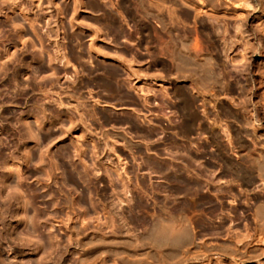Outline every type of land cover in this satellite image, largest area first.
<instances>
[{
    "label": "bare ground",
    "instance_id": "6f19581e",
    "mask_svg": "<svg viewBox=\"0 0 264 264\" xmlns=\"http://www.w3.org/2000/svg\"><path fill=\"white\" fill-rule=\"evenodd\" d=\"M13 5L15 7L14 9H17L19 13L25 18V21H27L29 26L32 27L33 22L36 23L35 21H42L46 26V40L49 43V48L47 49L46 55L47 66L51 70L50 75H54V77L57 76L55 77L57 79L60 76L59 74L66 76V83L68 82V85L65 86V90L63 92L65 94H68L69 97L71 96L70 98H72V96L75 97V101L77 104L74 103L75 101L73 103L70 102V104H74V109L72 110H76L79 115H77V113L76 115H72V111H70V109L66 107L67 104L64 103L59 97L53 98L49 96L48 91L49 86L51 85L48 84H45L43 88H36L39 91L40 100L44 101L43 103H40L41 101L38 102V104L40 103V107L38 106V108H41L45 113L52 112L49 110V108L47 109V107H45V103L54 104L55 108L58 111L61 108L64 110L66 108L65 112L66 117L69 120V125L67 127L68 129L66 128L65 130H62V132L63 135L65 132L67 133V138L70 139L74 147L76 144H78V140H74L76 135L73 136V134H71V130L74 128V126H76L74 125V123L77 124L78 121L76 120L79 119L78 117L81 118L85 114L88 116H92V114L96 113L93 108L98 100L96 101V99H94L92 101V99L90 98L89 100H91L92 104H89L88 102L83 101V95L80 94V91L85 86H96L97 89L100 88L102 91H104L108 97L116 98H126V96L128 97L129 94L127 89H133L136 92L137 96L142 99L140 100L138 98L137 101L140 100L141 104L144 105L153 103L152 106H155L153 102L155 100L153 98L150 101L149 96L151 95L148 96V94L151 93L150 91L152 90V88H154V91H158L160 89V94H162L161 91H163L164 93V90L166 88H172L174 91L172 94L175 93V96H177L179 100V103L176 102L178 108L180 110L187 108V112H189V110L193 111V107H190L191 100H193L190 97L193 96L192 94L190 97L188 96L191 100L187 98L188 94L186 93L188 92L186 91L185 93V90L189 88L191 89H188L189 91L194 90L196 91V94H200L201 98L198 96L197 97L198 99H200L199 101H201V106L198 107L199 109H201L202 107L201 111L202 115L204 114L203 117L198 116L199 113L196 111V109L194 111H196L198 114L192 111L188 114H185L183 111V113L188 117L186 116V119L183 118V130L178 128L181 133L182 131L191 133V137L188 136V133V135H185V133H183V137L187 136L195 143H192L194 144L195 150H192L190 146L187 147L185 144H178L173 151L171 150L173 153L172 156V153L170 154L171 158L173 159L172 163H169L170 161H166L165 157V164L162 163L163 165H161L160 163V165L154 167V169H156L155 172L158 171L159 174L164 178L163 181H166V186L168 185V188H165L164 190L165 192H168L167 196L169 195V193H171L173 201V211H169V208L171 207L170 205H172V203L170 201H167L166 198V200L163 198L165 201L159 205V210L162 213L160 218L164 222L159 230V243L157 245V243H153L151 239H147L148 242L146 241V245L147 249L149 250L148 252L147 250H144L146 248V245H144V243L142 242L143 245H141L145 247H143L145 255L147 256L149 254L148 257L151 258L160 257L162 260L160 259L159 263L161 264H264V224H261L264 222V220L259 222L260 218L264 216V121L262 122L258 117L253 118L250 116L246 118L235 117L231 120L224 119V116L223 118H220L222 116H214L215 118H213L212 112V118H210L207 115L209 114V111L206 107V105H215V101L221 96L220 95L218 97L219 92H221V94H224V92L227 91L228 93L234 91V89H236L237 87H239L240 89L246 87L247 84L245 82V77L248 71V68L246 67L247 64L244 65V67L242 63V65H235L236 62H233L234 65L230 66L233 69L231 71L234 72V74L237 73L236 77H233L231 75H228V67L225 66V64L221 65L219 63L211 62V60H216L215 57H217L218 60V56L221 55L220 57H224L225 62L227 61L229 63H232L231 60H228L231 57L230 54L234 53L233 51H237L236 56L239 55V57L245 58L246 60H249L250 55H253L254 57H257L259 55V52H261L264 48L263 43L260 42V45L258 42V39L260 37H264V0H13ZM30 7L34 8L33 10L37 11V14L35 13L36 15L34 17L28 14L29 9V12L33 11ZM1 10L2 9L0 6V13ZM111 10H114V12H116V16L112 14L113 12ZM38 11L40 12L38 13ZM129 22L132 23V26L129 24ZM228 28H231L232 31L228 30ZM227 32H229L230 34H227ZM108 48H110V50ZM11 55V53L9 55H7L6 53L3 56H5L4 58H9ZM37 56L36 58L38 60H41L40 55L38 54ZM92 57L97 58V61L98 59H100L99 61L102 62H98L95 64L94 62H96V59L94 58L95 61L92 63ZM239 57L238 59H240ZM88 62H90L91 64ZM2 64L3 63H0L1 66ZM85 64L90 65L87 66ZM146 65L149 67V70H154V72H151L152 74L150 73L154 77L148 78V75L145 76L143 74V70ZM1 66L0 70L4 67ZM147 66L145 67L146 69ZM5 69L6 68L2 69L3 72L0 71L3 76H0V97L2 89L5 87L8 88L7 91L12 89L13 93L16 94L19 91L17 90L18 88H16L17 85L12 84V81H15L16 79L18 80V78L13 73L12 75L10 74L11 76L8 75V77L6 73L9 70ZM155 70H161L159 72H162L163 74L159 75L160 73L157 71L155 72ZM153 73H157L156 76ZM82 74L86 75L85 79L88 78L89 81H85V79L83 80L82 76L84 77V75ZM79 75L82 76L79 77ZM227 77H230V79ZM50 79L49 81L51 82L53 79ZM23 85L25 88L26 85ZM27 86L29 87V84H27ZM145 89L147 91L144 92ZM34 91L35 90L31 88L29 89V91H25L23 94L31 92L34 96L38 95ZM156 91L152 94L153 97H156ZM90 92L88 93L91 94ZM164 95L166 97L169 94H163L162 96ZM224 96H226V93L224 94ZM159 97L161 98V95ZM194 97L196 98L195 95ZM238 98L241 99L244 97L240 96ZM72 99L74 100V98ZM158 99L156 98L155 103L158 101ZM173 100L175 101L176 98ZM217 102L219 104V101ZM2 104L3 103L0 100V108L3 106ZM17 104L18 103L15 102V105ZM24 104L26 105L27 102H25ZM195 104L193 103V105H191L194 106ZM197 104L200 105V103ZM35 107L36 105L33 108ZM226 110L227 109H225L224 111ZM16 112V108L15 110L14 108H10L9 110L0 111V145L2 147L5 146L6 148H8V151L11 152V154H15L17 158L16 161H13L12 158H9L8 161L11 162V164L9 165L5 162V164L1 167L3 168L2 172L4 174V181L0 180V227L2 229V233L0 236H2V238L6 241V245L4 246L5 248L3 257L0 259H3L4 261L6 259L11 260L16 255V250L12 249V246H10L12 244L7 242L8 235L10 237L9 229L12 227V225H15V223L24 225L25 231L35 233V222L36 220H38V216L35 217V213H33L32 215H28L27 206L32 204L28 199L24 198L23 189L20 188L21 184H19V182H22L24 178L27 177V175H30V172H27V175L25 176L21 174V168L19 169V167L21 164L27 165L29 160H32L33 157H36L35 154V156L33 157V154L30 155L31 147H35V145L39 146L41 145V143H38L37 145V141L39 138H37V135H34L36 134L35 132L31 131V125L26 124V129L28 132L27 134H25V136H21L18 134L16 124L19 122L18 120L22 117V114L17 113L19 114V116L16 115V117H18L15 118ZM183 113L179 115L184 116ZM74 116H76V118H74ZM56 118L59 117L56 115ZM39 119L35 120V123H38L37 125H40ZM83 119L84 117H82L81 121ZM123 119L124 120L121 119V121H127L125 123H128L129 126L134 127L135 125H137H133L132 121L129 118L125 117ZM54 120V122H56L57 120V122H59V119L56 120L55 117ZM180 122L179 124L181 125ZM83 124H85V122ZM205 125H207L206 127H215L219 131H210L212 130V128H206ZM87 127L88 126L85 125L86 129ZM60 129H62V127ZM206 129H208V131ZM104 130H106V132H102V134L104 133L103 136L108 135L110 137L111 135L117 134L115 132V134H110V131H108L107 129ZM90 134L86 133L85 136L84 134L83 136L86 137V139L88 138L91 142L92 148L89 150L91 151V154H89L91 157L89 155L88 156L92 159V161L90 162L93 166L89 165L90 163L86 164V160L84 159L81 160L82 166H80V169L78 167H75L76 165H72L73 163L68 164L69 161L67 162V160L70 158H68L69 154L65 150H59L60 152H62L60 153V157H57L58 159L60 158L63 161L61 162L64 176L62 180H64L66 183L70 182L72 184L81 182L86 186V188L83 187L85 188V190L82 189L84 190L85 194H83V191L81 190L83 196L87 194L86 198H82L81 194L80 200L83 199L82 202L87 201L90 194L96 193L94 190L90 189V186H93L90 184L93 178H97L96 172L98 170L93 171V167H96L95 162L97 161L94 162L93 159L94 157L96 159V154H98L96 152H98L99 149L96 151L95 148V146H98V144L96 145L95 142L98 139L95 137V135H93L97 139L96 140L92 136V134ZM120 135L118 136H120L124 141H122V144L125 145V147H129V150H131L132 140L128 139L129 137L127 136V134L123 136L124 134L120 133ZM108 136L104 138L106 139V141H101L102 153H105V151H108L107 154L110 153V145L111 143L115 142H113V140L112 142H110V140L113 139L114 136H111V139H109ZM190 139H188V141ZM73 140L77 143L75 142L74 144ZM76 147L73 150L74 153L78 151L79 147ZM209 147L211 148V151L209 152L208 157L212 159L213 164L204 163L206 159L204 162L202 160V152ZM46 150L47 149H45L44 151ZM129 150H127L128 153H130ZM39 151L41 152V150ZM44 151L42 150L43 153ZM42 152L37 156L38 160H42L41 162H44L43 160L45 159L42 158ZM78 152L80 153V155L82 154L81 149ZM54 153H51L52 155H48V159L50 157L51 159H49V161H53L55 163L48 161L49 165H42L44 168L47 166L46 169L42 170L44 178V183L42 184V186L46 188L53 187L54 189H56L55 191L61 195V200L59 201L61 203V208L64 212V215L66 216L65 220H67L62 224L65 227L66 233H69L72 236L75 235V237H73V239L70 238V240L76 242V244H78L81 249V251H79L80 253L78 252L79 256L77 257V259L75 258L76 260L73 258L75 261H72V263L105 264L106 258L104 257V254H109L111 259H119L118 261H120L122 264H153V262L155 261L151 263L149 261V258L147 259L144 253H142L143 255L141 254L142 257L138 256V245L136 246L138 249L135 246H131L128 248L122 247V245L124 244L121 241V238L116 239L114 245L112 242H110V240L113 239H110L108 237H113L112 233L114 232L112 230V227L114 225L111 216H114L116 214V210H118V208H121L120 199H116L113 196L115 199L113 197H109L110 199L106 200L107 198L105 199L96 196V201L93 202L95 204H93L92 201L89 202L93 207L96 206V208L99 209L103 216H109L107 220L104 221L106 222V225L104 223H101L100 226V223H98V221L94 219L96 223H93L94 225L91 224L92 228H90L91 226H89L90 229H86V218L84 219L85 216H83L82 218L77 214V208H75L72 195L73 193H68L69 191L67 190V192L63 186V183L65 182L59 183V178H56L55 174L57 172L54 171V169L57 170L55 165H59V163H56V157L55 155H53ZM132 153L130 155H132ZM44 154L47 155L48 153ZM107 154L105 153L106 156ZM75 155H77V153L74 154V157ZM78 156L79 155L76 156L77 159ZM106 156L105 158H107V160L108 158H111ZM108 156L110 155L108 154ZM117 156L116 158L119 160L118 157L121 156ZM135 157L136 156H134V158ZM79 158H83V156H79ZM20 159L22 160L21 163L19 162ZM58 159L57 161H59ZM112 160L109 159V161ZM168 160L170 159L168 158ZM40 161L39 163L37 162L38 165L40 164ZM144 163L145 162H143V164ZM147 163L148 161H146L145 163L146 168H148L150 165V162L148 163V166ZM110 164L112 165V163ZM113 166L117 168V166H115L114 164ZM113 166L110 168L111 170L113 169L112 171H114V173L116 172L115 178H117L115 179L113 177V180H118V182L121 181L120 185L124 187L121 188L123 190H127L128 187L125 188L126 185L129 184L127 180L131 179V176H128L127 179L129 171L127 170V172H125L126 169L124 170L123 167L121 168L120 166H118L120 168L117 169H121L119 171L116 170ZM217 166L222 169L223 175L221 176L225 180L222 177L217 178V174V177L214 176L216 170L219 168L218 167L216 169ZM109 167L107 166L108 169ZM96 168L98 169V167ZM122 170L124 171L122 172ZM54 172L56 173L54 174ZM109 172L110 170L104 169L101 175L98 176V179L105 180L107 178V181H110L112 179V175H110L112 172H110V174ZM222 172H220V174ZM13 173L16 176L14 183L7 184L8 179ZM126 173L128 174L126 175ZM217 173H219V171ZM131 174L134 173L132 172ZM136 177L134 178L136 179ZM124 180H126L127 184H125L126 182L122 183ZM134 183L136 184L138 182L134 181ZM60 184H62L63 188ZM110 186L112 188V186L114 185ZM137 186L139 185L137 184ZM158 187L157 189L160 188ZM131 189L129 192H131ZM135 189L138 191L139 187H135ZM143 189H145V191H143ZM143 189L142 192H146L147 188ZM42 190L45 191L47 189L43 188ZM91 190L93 191V193L91 192ZM96 191H98L97 188ZM102 192L100 194L104 196ZM147 192L145 194H147ZM127 193L123 192L124 195ZM38 194H40L41 196V192H39ZM223 196L225 198L228 197V206L226 208H224V204L221 199V197ZM153 197H155V200H157L156 196ZM92 198H89V200H92ZM158 199L160 200L161 198ZM152 200L154 199H151V201ZM166 202H170V205L167 206ZM84 203L86 202H83L82 204ZM136 205L138 204L135 203V206ZM92 206L91 208H93ZM135 206L132 207L135 208ZM44 207H48V205H45ZM19 209L21 211V214H19L20 212L18 213ZM132 210L135 213L136 209ZM132 210L130 208L131 212ZM131 212H129V214L133 215ZM224 214V219H226V221L222 219ZM237 215L242 217V220L240 221L243 222L236 221L235 217ZM138 216L139 215H137V218H139ZM50 218L52 220H50L52 222L49 225L50 227H53V224L55 222L62 221L59 219V217H56V215H51ZM113 218L116 219L115 216ZM122 218L124 219L125 217L123 216ZM122 218L120 220H123ZM152 218L153 217H151V219ZM118 219H116L118 221V223H116V226L119 224V222H121ZM144 219L146 218L144 217ZM125 220L126 219H124L123 221ZM141 220L143 222L142 218ZM153 221H155V219ZM144 222L142 223L143 226L146 224V222L145 224ZM122 223L124 222L120 223V228H122ZM238 223H242L241 227L237 226ZM103 224L105 225L104 228L102 227ZM148 224L149 223L147 222L146 225ZM152 224H154V222H152ZM177 225H179L178 228ZM114 234L116 236L115 232ZM152 234L153 232L151 231V234L149 233L147 234V236L146 234H143V236H149V238L153 239V237H156V234L154 236ZM85 238L90 239V242H87L89 245H85ZM48 240L49 245H51L52 252L55 251V255L54 257L52 256V261H48L49 257H45V254L49 253L43 250L42 253L38 254L39 256L37 255V257H35L38 260L37 261L35 259L37 261V264H69V262H67V260L63 258V255L67 253V250L69 251L68 245L70 244V241H67L69 243L68 244L55 233H50ZM136 240L138 241L139 239ZM136 240L130 241L137 242ZM18 241H20L19 238ZM108 241L113 246H110V244L108 245ZM34 243L36 245L31 244V246H34V249L39 250L40 252L43 243L40 240L38 243ZM21 245L22 250L26 253H36V251L33 250V248L27 242ZM109 247H115L116 250L111 248L113 250V253L112 250L110 253ZM95 249L98 251H96ZM45 250L47 249L45 248ZM147 252L148 254H146ZM76 253L77 252L75 251V254ZM41 254H44L45 256L43 257ZM66 257L67 256H65V258ZM43 258H45L44 260L48 259L46 260L48 263L46 261H43ZM114 261H112V263L110 264H113ZM5 262L3 263L7 264V262ZM156 262L158 263V261Z\"/></svg>",
    "mask_w": 264,
    "mask_h": 264
},
{
    "label": "rangeland",
    "instance_id": "374dc122",
    "mask_svg": "<svg viewBox=\"0 0 264 264\" xmlns=\"http://www.w3.org/2000/svg\"><path fill=\"white\" fill-rule=\"evenodd\" d=\"M0 6H1V9H2L1 13H0V63L4 64V65L2 64V66L0 65L1 67L4 66L3 68H1L0 71L3 72L2 69L6 68L7 70H9L8 71L9 74L6 71L7 72L6 73L7 76L8 75L11 76L12 73L15 74V76L18 78V80L16 79L15 81H12L13 83L12 82L11 83L13 85H17L16 88H18L17 90H19L18 93L16 94V93H13L12 89H10L9 91H7L8 88H6V87L2 89L0 100L3 103L2 104L3 106L0 108V111L9 110L10 108L11 109L14 108V110H15V108H16L17 112L15 113V118H17L19 116V114H22L21 115L22 117L20 118L21 120L19 119L18 120L19 122L16 124L17 130H18V134L21 135V136H25V134H27V132H28L27 129H26V124L31 125V127H30L31 131L35 132L36 134H34V135H37V138L40 139V142H39V139H38L37 145H38V143H41V145H39V146L35 145V147H31L30 155L33 154L32 157L35 156V155H36V157L35 158L33 157L34 159L32 158V160H29L27 165H22L21 164L20 167H19V169L21 168L20 169L21 174H23L25 176L27 175V172H30V175H27V177H26L28 179L24 178V180H26V181H24L22 179L23 181L19 182V184H21L20 185L21 187L20 186L19 187L23 189L24 198L28 199L31 202V204H32V205H28L27 206L28 207L27 208L28 215H32L33 213H35L36 214L35 217L38 216V220H36V222H35L36 231H35V233L34 232L31 233V232L25 231L24 225H20V224H17V223H15V225L13 224L12 227L9 229L10 237L8 235L7 242L12 244V245H10V244L9 245L12 246L11 247L12 249L16 250V255H15V257L13 259H11V260H7L6 259L7 261L6 260L5 261L7 262V264H35V262L37 264L38 260L35 257H37L38 254L42 253L43 250L48 252L49 254H45L46 256L44 254H41V255L43 257L45 256L47 258L49 257L48 258L49 260L48 259H46V260H48V261L51 260L52 261V258L55 255V251L52 252L51 245H49V243H48V241H49L48 239H49L50 233L57 234L60 238H62V240L66 241V242L70 241L69 242L70 244L67 242L69 244L68 245L69 251L67 250V253H65L63 255V258L66 259L67 262H69V264H73L72 261H75L77 259V257L79 256V253H80L79 251H81L80 247L78 246V244H76V242H73V240H70V238L73 239V237H75V235L72 236L71 234L66 233L65 227L62 224V223H65L67 220H65L66 216L64 215V212H63V210L61 208V203L59 201V200H61V195L58 192H56L55 191L56 189H54L53 187L46 188V187L42 186V184L44 183V181H43L44 180L43 171L42 170L46 169L47 166L45 168L43 166L49 165V162L55 163L53 161H49V159H51L50 157L48 159V155H52L51 153L55 152L57 155L55 153L53 155H55V157H56L55 161H56V163L58 162L59 165L57 164L58 167H57V165H55L57 170L54 169V171H56L57 173L54 172V174L56 173L55 174L56 178H59L58 179L60 181L59 183L65 182L64 180H62L64 178V176H63V169H62V166H61V162H63V161L60 158L59 159L57 158V157H60V153L62 151H64V150L67 151L68 154H69L68 158H70V159L67 158L68 159L67 162L69 161L68 164L73 163L72 165H74V166L76 165L75 167H78L80 169L81 168L80 166H82L81 165V160L84 159V160H86L85 161L86 164L90 163L89 165H92L91 162H90V161H92V159L90 158L91 156L89 155V154H91V151H89V150L92 148V145H91L90 140L88 138L86 139V137H84L86 133H89V134L91 133L92 136L95 135V137L98 139L97 140L93 136L97 140V141H95L96 145L98 144L97 147L95 146L96 151L99 149L98 152H96V153H98V154H96V159H95V157L93 159L94 162L97 161V162H95V164H96L95 166L98 167V169L96 167H93V171H95V170L99 171L100 170L99 172L98 171L96 172L97 178L96 179L93 178L92 181H91V184H90V185H93V186H90L91 187L90 189L94 190L96 193H93V191L91 190V192L93 194H90V196L88 197L87 201H83V202H86V203L89 204V208H88V204H86V203H84L85 205L82 204L83 203L82 202L83 199L80 200L81 199V197H80L81 194L82 193L85 194L84 190H85L86 186L83 183L77 182L75 184H72L70 182H68V183L65 182V183H63V186H64L66 191L67 190L69 191V192L67 191L68 193H70V194L73 193L72 195H73V199H74L75 208H77V210H76L77 214L79 216H81L82 218H83V216H85L84 219L86 218V222H87L86 229L92 228V225H94L93 223H96L95 220L98 221V223H100V226H101V223H104L106 225V222H104V221H106L108 216H109V215L108 216L107 215L103 216L101 214V212L99 211V209L96 208V206L93 207L92 204L89 203V202H91V201H92V203L95 202L96 198H97L96 196H99V197H102V198H105V199L107 198L106 200L110 199L113 196L116 199H120L121 200L120 201L121 202V204H120L121 208H118V210H116V214L117 213L122 214L125 217L124 219H126V220L123 221L124 219L122 218L123 217L122 215H119V214H117V215L115 214L114 215L116 217V219L119 218L118 219L119 221L124 222V223L121 224L122 228H120V223L121 222H119V224L116 226V223H118V221L115 218H113L114 216L112 215L111 217L113 219V225H114L112 227V230L116 233V236H115V234L113 232L112 233L113 237H108V238H110V239L112 238L113 239V240H110V242H112L113 245L115 243V240L116 239H120V238L122 239L121 241L124 244V245H122V247H127L128 248V247H131V246H135L136 247L138 245L139 249L136 247L138 249V256L142 257L141 254L144 253L146 250L149 252V250L147 249V245H146V243L148 242L149 239H151L153 241V243H157V245L159 243V230H160L161 225H163V223H164L163 220H161V218H160L162 213L159 210V205L162 204L167 199V201H170L172 203V205H170V202H168L169 204L166 202L167 206H169V205L171 206L169 208L170 210L169 209L168 210L171 211V212L173 211V208H172L173 207V201H172L171 193H169V195L167 196L168 192H165V190H164L165 188H168V185L166 186V183H165L166 181L165 180L163 181L164 178L162 177V175H160L158 171L155 172L156 169H154V167L157 166V165H160V163H161V165H163L162 163L165 164L166 161H170L169 163H172L173 162V159L171 158V156L173 155L172 151L175 149V147L178 144H181V143L185 144L187 147L190 146V148L192 150H195V147H194L195 143L189 137H187V136L183 137L184 136L183 133H185V135L189 134L188 136H190L191 133L186 132V131H184V132L182 131L183 130L182 129L183 128V122H184V119H186L185 117L187 116L185 114H188L192 110L188 109L189 112H187L186 111L187 108L186 109H182V110H180L178 108V105L176 104V102L179 103V100H178L177 96H175L176 95L175 93L172 94L174 92L172 88H169V89L166 88L164 90V93H163V91H161L162 94L159 93L160 89L158 91L155 90L156 94L159 93L157 95L155 94L156 97L152 96V94L155 93V91L153 90L154 88H152V90L149 89V90H151L150 91L151 93L148 91L150 93V94H148V96L151 95V96H149L150 101L153 98H154L155 101H156V98L157 99L159 98L157 102H160V103L156 102L159 105L158 106L155 103V101H153L155 106H152L153 103L152 104H146V105L141 104L140 100H142V99H140V97L137 96L136 92L133 89L132 90L127 89L128 94H129L128 97L127 96H126V98L125 97H119L120 98L119 99L118 97L117 98L116 97H108L105 94L104 91H102L100 88L97 89L96 86H94V87L91 86V85L85 86L80 91V94L83 95L82 98H84V100L82 98L81 99L83 101H85V102H88L89 104H92L91 100H89L90 98L92 99V101L94 99H96V101L98 100L97 103H95L94 108H93V110L97 114L94 113V114H92V116H88V115L85 114V115L82 116V117H84V119L82 121H81L82 117L81 118L78 117L79 119L76 120V121H78L77 124L74 123V125H76V126H74V128L71 130V134H73V136L76 135L74 140H76V141L78 140L77 141L78 144H76L75 147L76 146L79 147L78 151L80 149L82 150V154L81 155H80V153L78 151H76L77 155H79L81 157L83 156V158H79V156H78V159L80 160L79 161L77 159V157H76L77 155H75L76 158L74 157V154H76V153H74V151H73L75 149V147L73 146V143L70 141L69 138H67L68 137L67 133L65 132L64 135H63V132H62V130H65L68 127V125H69V120L67 119L66 112H65L66 108H65V110L61 108L58 111L55 108L54 104H51V103H45V107H47V109L49 108V110L54 112V113H52V112L45 113V112H43V110L41 108H38L39 104L43 103L44 101L40 100L39 91L37 89H38V87L43 88V86L45 84H48V85H51V86H49V91H48L49 92L48 93L49 96H51L53 98H58L59 97L64 103L67 104L66 107H68V109H70V111H72V113H71L72 115L73 114L76 115V113H77V115H79V113L76 112V110L75 111L72 110V109H74L73 108L74 104H72V103L75 101V97L72 96V98H74V100H73L72 98H70L71 96L69 97L68 94H65L63 92L65 90L64 89L65 86L68 85V82L66 83V76H63L62 74L58 73L60 76L58 75L59 77L57 79V78H55L57 76L54 77V75L53 76L50 75V71L51 70L47 66V55H46L47 54V49L49 48V45H48L49 43L46 40V26L43 24L42 21H39V22L35 21L36 23L33 22V24H32L33 26L32 27L29 26V24L27 23V21H25V18L19 13V11L17 9H14L15 7L13 5V0H7V1L6 0H3V1L0 0ZM11 9H12V11H11ZM33 9L34 8H31V10H33ZM29 11H30V9L28 10V14L30 16L34 17L37 14L36 13L37 11H35V10L31 11L32 14L34 12L33 15ZM111 11L113 12L112 14H114V16H116L115 15L116 12H114V10H111ZM39 12L40 11H38V13ZM6 16H8V17H6ZM129 24L132 26V23L129 22ZM17 25H19V26H17ZM228 30L232 31L231 28H228ZM229 32H227V34L231 33V32L230 33ZM260 38H261V40H260ZM260 38L258 39V42H259V44H260V42H262L263 46H264V37H260ZM256 43H257V41H256ZM108 49L110 50V48H108ZM262 51H264V48H263ZM262 51L259 52V55L257 57H254L253 55H250L249 60H246L245 58H241V57H239V55H237L240 58V59H238V57L236 56V52L237 51H233L234 53L230 54L231 57H230V59L228 61L231 60L232 63L231 62L229 63L227 61H226L227 62L226 63L224 57H220L221 55L218 56L219 57L218 60H217V57H215L216 60L215 59L211 60V62L219 63L221 65L225 64V66H227L229 68V70H230L229 71L228 68H227V71L229 72L228 75H231L233 77H236V75H237V73L234 74V72L231 71L233 69L230 66L234 65L233 62L234 63L236 62L235 65H238V64L242 63L243 66H244V65L247 64L246 67L248 69L247 68L246 69L248 71H247L246 77H245V80H246L245 82L247 84L246 87H243V89H240L239 87H237L236 89H234V91H231L229 93H228V91L224 92V94L226 93V96H224L223 93L221 94V92H219L218 97L221 95L219 97L220 100L217 99L218 98L217 97L216 98L217 100L215 101L216 103H215L214 106L206 105L207 110L209 111L208 113L210 114V115L207 114L208 117L212 118L211 114L213 113V118H215L214 116H217V117L218 116H222L220 118H223V116H224V119H228V120L230 119L231 120V119H233L235 117L246 118V117L250 116V117H253V118H257L258 117L262 122L264 121V52H262ZM5 52L7 53V55H9L10 53L12 55L9 58H7V57L4 58L5 56H3V55L6 54ZM38 54L40 55L41 60H38L36 58V56ZM94 58L92 57V59H93L92 63L95 61V59H96V62H94L95 64L98 63V62H100V63L102 62V61H99L100 59H98V61H97V58H95V59ZM88 63H90V62H88ZM90 64H88V65H90ZM85 65H87V64H85ZM145 67H144V70H143V74L145 76L148 75L147 76L148 78L154 77V76L151 75L152 74L151 72L152 71L154 72V70H152V69L149 70L148 66H147V69H148L147 70ZM145 69H146L147 73H146ZM156 71L159 72L161 70H155V72ZM0 74H1L0 76H2V73H0ZM153 74H155V76H156L157 73H153ZM161 74H163V73L161 72L159 75H161ZM82 75H84V74H82ZM82 75H79V77H81ZM7 76H6V78H7ZM50 78L53 79L51 82L49 81ZM85 78H86V75H84V77L82 76L83 80ZM227 78L230 79V77H227ZM262 80H263V82H262ZM85 81H89V79L87 78V79H85ZM23 84L26 85L25 88H24ZM27 84H29V87L27 86ZM31 88H33L35 90L34 92L36 94H38V95L34 96L33 93H31V92H29L27 94H23L25 91H29V89H31ZM86 88H88V89H86ZM93 88H95V89H93ZM188 89L189 88H187L185 90V93H186V91L188 92V93H186V94H188L187 98H189L191 96V94H192L193 97H190V98L193 99V100H191L189 98L191 100V104L193 105V103L194 104L196 103L194 106H192L190 104V107L191 108L193 107L192 108L193 109L192 112H194L196 114L199 113L198 116H200V117L202 116L203 117L204 114L202 115V111H201L202 107H201V109H199V107H198V106H201V101H199L200 99H198V97H200V94L197 93L198 94L197 95L196 91H194V90L189 91L191 89H189V90ZM87 90H88V92H90V90H91V92H90L91 94H89L87 92ZM171 90H172V92H171ZM145 91H147V90L145 89L144 92ZM189 93H190V95H189ZM163 94H166L168 96H166V97H165V95L162 96ZM158 95L159 96L161 95V98ZM172 95H174V96H172ZM194 95L196 96V98L194 97ZM239 95L241 97H244V98L239 99L238 98V97H240ZM169 96H170V98H169ZM132 97L134 99H136V100H134ZM172 97H175L176 100L174 101L173 99H175V98H172ZM221 97H222V99H221ZM230 97H231V99H230ZM107 98H108V100H107ZM138 98L140 100L137 101ZM226 98H227L228 101L226 100ZM132 99H133V101H132ZM217 101H219V104H218ZM15 102H17L18 104L15 105ZM25 102H27L26 105L24 104ZM38 102H40V103L38 104ZM70 102H72V103L70 104ZM74 103H76V101ZM197 103H200V105H198ZM217 104L220 105V106H218ZM35 105H36V107L33 108ZM23 106H25V107H23ZM149 107H151V108H149ZM37 108H38V110H37ZM177 109H178V111H177ZM195 109H196V111L198 113L196 111H194ZM225 109H227V110L224 111ZM179 110H180V112H179ZM153 111H154V113H153ZM183 111H184L185 114L183 113ZM219 112L221 113V115H220ZM17 113H19V114H17ZM181 113H183L184 116L179 115ZM214 113L217 114V115H215ZM50 114H52V115H50ZM16 115H18V116L16 117ZM56 115L59 118H56ZM106 115H107L108 118L106 117ZM225 115H226V117H225ZM54 117H55L56 120L59 119V122H57L58 120L56 122H54L55 121ZM89 117H91V118H89ZM125 117L129 118L132 121L133 125L137 124L135 126H137L138 128L135 127V126H134L135 128L133 126H129L128 123L127 124L125 123L127 121H121V119L124 120L123 118H125ZM131 117H132V119H131ZM74 118H76V116H74ZM85 118H87V119H85ZM36 119L40 120V122H39L40 125H37L38 123L37 124L35 123ZM79 121H81V122H79ZM84 122H85V124H83ZM104 122H105V124H104ZM179 122L181 123L182 126L179 124ZM59 125L62 127V129H60L61 127ZM85 125L88 126L87 129L85 128ZM206 126L207 125H205V127ZM210 127L211 126H208L206 128H210ZM178 128L182 129L181 130L182 133L180 132V130ZM104 129H107L108 131H110L111 132V133L109 132L110 134H113L114 132L117 133V134L114 133L116 135V137H115V135H111L112 137L114 136V138L111 139L112 138L111 136H110L111 138L108 135H104L103 136L104 133L102 134V132L103 131L106 132V130H104ZM137 129H139V130H137ZM25 130H26V132H25ZM84 130H85V133H84ZM206 130L208 131V129H206ZM210 131H214V132L217 131L218 132L219 130L217 128L213 127L212 130H210ZM23 133H24V135H23ZM120 133H123L124 134L123 136H125L127 134V136L129 138L127 136L126 137L128 139L132 140V142H131L132 149L130 147L131 150H129V147H125V145L122 144V141H123L122 138H121L122 134L120 135ZM143 133H144V135H143ZM83 134H84V136H83ZM220 134H221V132H220ZM78 135H80V136H78ZM118 135H120L121 137L118 136ZM77 136H78V138H77ZM106 136H108L109 139H111L110 142H112V140H113V142L115 141L114 143H111V145L113 144L112 146L110 145L111 150L109 151L110 153H108L110 156H108V154H107L108 151L107 152L105 151V153L107 154V156H106L104 152L102 153V149H101V147H102L101 146L102 145L101 141L102 142H103V140L106 141V139H104V138H106ZM94 138H93V140H94ZM187 138L190 139V140L188 141ZM224 140H225V137H224ZM76 141H74V144H75ZM192 143H194V144H192ZM209 148H207L205 151L202 152V160H203V162L205 161V159L207 161V162L205 161L204 163H212V159H210V157H208L209 152L211 151V148H210V150H209ZM45 149H47L46 151H48V152L44 151ZM0 150L2 151V152L0 151L1 152L0 153V173H1L3 171V168H1V167H2V165L5 164V162H6V164H9V165L11 164V162L8 161L9 158H12L13 161H16L17 158H16L15 154H11V152H9L8 148H6L5 146L2 147L0 145ZM39 150H41V152L43 150L44 153H48L46 155V154H44L42 152L43 155H44V156L42 155V158L45 159V160H43L44 162H41L42 160L41 161L38 160V156L37 155H39V153H41ZM59 150H62V151L60 152ZM127 150H129L130 153H128ZM112 151H113L114 154L112 153ZM99 152H100V155H99ZM132 152L135 153V154H133ZM115 153L117 155L119 154L118 156H121V157H118ZM131 153H132L133 157H132V155H130ZM168 153H169V155H168ZM102 154H104V155H102ZM170 154H171V156H170ZM105 156L106 157H111V158H108V160H107V158H105ZM116 156L119 158V160L116 158ZM134 156H136V157L134 158ZM103 157H104L105 161H104ZM71 158H72V160H71ZM113 158H115L117 160H115ZM164 158L166 159V161L164 160ZM168 158L170 160H168ZM57 159L59 161H57ZM89 159H91V160H89ZM109 159H111V160L113 159V160L109 161ZM207 159H209L210 161L207 160ZM70 160H71V162H70ZM162 160H164V161H162ZM39 161H40V164L38 165ZM117 161H119V162H117ZM142 161L145 162V163H146V161H148V163L150 162L149 163L150 165L147 163V166L149 165V167L151 169L149 167L146 168V164L145 163L143 164ZM19 162L21 163L22 160L20 159ZM103 163L105 165H107L108 167L111 165L110 163H112V165L110 167H112L113 164H114L115 166H117V168H120V167L122 168L123 167L124 170L126 169L125 172H127V170L129 171L128 172L129 175H127L128 173H126L127 179H128V176L129 177L131 176V179H128V180L126 179L129 184H127L126 180H124L122 182V183L126 182L125 184L128 185V186L126 185V187H125V188L128 187V189H129V190L127 189L128 193H127V190H123L122 189L124 187H122L120 185L121 181L118 182V180H116V181L113 180V177L115 178V173L116 172L114 173V171H112L113 169L111 170L110 167L108 169L107 166H105ZM136 164H138V165H136ZM50 165H52V164H50ZM99 165H100V168H99ZM122 165H124V166H122ZM152 165H153V167H152ZM118 166H120V167H118ZM218 167L219 166H217L216 169ZM117 168H115V169L119 170ZM104 169L110 170V172H112L111 174L109 172V174L112 175V179H111V176H110V179H111L110 181L113 180L112 182L107 181V178L105 180L98 179V176L101 175V173L103 172ZM137 169H139V170H137ZM124 170H122V172ZM146 171H147V174H146ZM218 171H219V173H217ZM132 172L134 174H131ZM220 172H222V169L219 167L216 170L214 176L217 177V175H218L217 178L222 177L221 175H223V172L221 174H220ZM98 173H99V175H98ZM156 173L159 174V175H157ZM0 176H1L0 180L4 181L3 172L0 174ZM15 177L16 176L13 173L10 176V178L8 179L7 184L14 183ZM132 177L133 178L136 177V179L135 178L133 179ZM115 179H117V178H115ZM223 179H222V181H223ZM129 180H131V181H129ZM134 181H137L138 183L135 184ZM92 182H93V184H92ZM113 182L116 183V184H114ZM118 183H119V185H118ZM130 184H131V186H130ZM137 184L139 186H137ZM141 184H144V185H141ZM60 185L62 187V184H60ZM110 185H114V186H112V188H111ZM94 186H95V188H94ZM129 186H130V188H129ZM134 186L135 187H139L141 192H140L139 189L137 191ZM83 187H85V188H83ZM157 187L159 189H157ZM161 187H162V189H161ZM43 188L47 189V190L43 191L42 190ZM96 188H97L98 191H96ZM141 188L142 189L143 188H147L146 192L148 191L147 192L148 195L145 194L146 192L143 193ZM82 189H84V190H82ZM120 189H122L123 192L127 193V194H125L126 196L123 194L122 190H120ZM130 189H131V192H129ZM143 191H145V189H143ZM37 192L38 193L41 192V196ZM97 192L99 193V195H98ZM101 192H102V194L104 196H102L100 194ZM34 193H36V194H34ZM44 194H46V195H44ZM83 194H82V198H86L87 194L85 196H83ZM153 196H156L157 200H155V197H153ZM38 197H41V198H38ZM89 198H92V200L91 199L89 200ZM150 198L154 199L155 201L154 200L151 201ZM158 198H161V199L159 200ZM163 198L164 199L166 198V199L164 200ZM135 199H136V201H135ZM140 199L142 200V202H141ZM221 199L223 201L224 208H226L228 206L227 205L228 197L225 198L223 196V197H221ZM75 200H76L77 203L75 202ZM137 200H140V201H137ZM160 201H161V203H160ZM137 202H139V203H137ZM135 203L138 204V205L135 206ZM152 203H153V205H152ZM90 204H91V206L93 208H91ZM93 204H95V203H93ZM45 205H48V207H44ZM52 206H54V207H52ZM132 206L133 207L135 206V208H133ZM138 207H140V208H138ZM130 208H131V210L132 209H136L135 213H134L133 210L131 212ZM121 210H124V211H121ZM129 212H131L133 215L129 214ZM18 213L21 214L20 209H19ZM144 213H145V215H144ZM51 215L52 216L56 215V217H59V219L62 220L63 222L62 221L61 222H55L53 224L54 226L50 227L49 225L52 223L51 222L52 220L50 218ZM137 215H139L138 216L139 218H137ZM133 216H134L135 220H134ZM144 217L147 220L144 219ZM151 217H153L152 219L153 220L155 219V221H153L151 219ZM224 217H225V214L223 215L222 219L224 221H226V219H224ZM121 218L123 220H120ZM141 218L143 219V222L145 221L146 224H147V222L149 224L146 225L145 222H144L145 225L143 226V224H142L143 222H142ZM35 219H37V218H35ZM114 219H115V221H114ZM235 219H236L237 222H243V221H240V220H242V217H240L238 215L235 217ZM263 220H264V216L260 218L259 222L263 221ZM135 222H137V223H135ZM152 222H154V224H152ZM261 224H264V222L261 223ZM103 225H102V227L104 228L105 225L104 226ZM241 225H242V223H238L237 224L238 227H241ZM89 226H91V227L89 228ZM153 228H155V229H153ZM151 231L153 232V234H152L153 236L156 234L155 235L156 237H153L154 240L152 238H149V236L148 237H145V235L143 236V234H146V236L149 233L151 234ZM1 233H2V229L0 227V235H1ZM66 234H67V236H66ZM136 236H137V238H136ZM18 238H19L20 241H18ZM66 238H67V240H66ZM85 239H84L85 240L84 241L85 245H89L88 243L90 242L89 241L90 239L89 238L88 239L85 238ZM133 239H135V240L139 239V240L138 241L136 240L137 242H131L130 240L135 241ZM39 240L43 243L42 244V248L40 249V252H39V250H35L34 246H31V244L32 245L35 244L34 242L38 243ZM5 242L6 241L2 238V236H0V258L3 257L4 248H5L4 246L6 245ZM26 242L28 244H30V246L33 248V250L36 251V253L34 252V254H33L31 252V253L28 254V253H26L25 251L22 250V245L21 244H24ZM129 242H130V244H129ZM142 242L144 243V245H146V248L144 246H142L143 245ZM109 244L110 243L108 241V245ZM7 245H8V243H7ZM111 245L112 244H110V246ZM43 247H44V249H43ZM143 247L145 248L144 249L145 251L143 250ZM45 248L47 250H45ZM111 248L115 249V247H109L110 253H111V250H112ZM139 250L141 251V253H140ZM75 251L77 253L79 252L78 255H77V253L75 254ZM96 251H98V250H96ZM148 252L146 254H148ZM93 253H96V252H93ZM112 253H113V250H112ZM139 253H140V255H139ZM144 255H145V253H144ZM65 256H67V257L65 258ZM148 256H149V254L146 257H147V259L149 258V261L151 263L153 261H155V262L158 261V263L160 262V259H161L160 257H158V258L152 257L151 258V257H148ZM104 257L106 258L105 259V264L106 263L110 264L114 260L115 261H114L113 264H122L120 261H118L119 259H117V260L116 259H114V260L111 259L109 254H107V255L104 254ZM73 258L74 259L76 258V259L74 260ZM44 259L45 258H43V261H46ZM5 261L3 259L2 260L0 259V264H4L3 262H5ZM155 262H153V264H158L157 262L156 263ZM159 264H161V263H159Z\"/></svg>",
    "mask_w": 264,
    "mask_h": 264
},
{
    "label": "clouds",
    "instance_id": "9594fccd",
    "mask_svg": "<svg viewBox=\"0 0 264 264\" xmlns=\"http://www.w3.org/2000/svg\"><path fill=\"white\" fill-rule=\"evenodd\" d=\"M179 227V225H177V228Z\"/></svg>",
    "mask_w": 264,
    "mask_h": 264
}]
</instances>
